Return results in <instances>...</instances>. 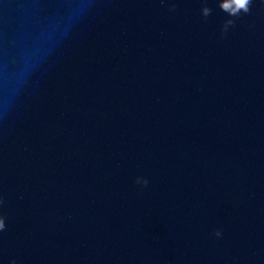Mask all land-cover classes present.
<instances>
[{
  "label": "water",
  "instance_id": "water-1",
  "mask_svg": "<svg viewBox=\"0 0 264 264\" xmlns=\"http://www.w3.org/2000/svg\"><path fill=\"white\" fill-rule=\"evenodd\" d=\"M226 2L0 0V264H264V0Z\"/></svg>",
  "mask_w": 264,
  "mask_h": 264
},
{
  "label": "clouds",
  "instance_id": "clouds-1",
  "mask_svg": "<svg viewBox=\"0 0 264 264\" xmlns=\"http://www.w3.org/2000/svg\"><path fill=\"white\" fill-rule=\"evenodd\" d=\"M251 3H252V0H235V3H234L235 7L232 10V14L237 15V14L241 13V10L243 13H248L250 10L248 5ZM203 11H204V14L207 15L209 10L207 8H205ZM231 23H233V21L229 20L228 24H231ZM136 183L146 186L148 184V181L145 178L137 177ZM2 203H3V200L0 199V204H2ZM5 226H6L5 225V218L3 215H0V232L4 231ZM214 234L217 237H220L222 235L221 231L218 229L215 231ZM12 264H15V262L13 261Z\"/></svg>",
  "mask_w": 264,
  "mask_h": 264
},
{
  "label": "snow or ice",
  "instance_id": "snow-or-ice-1",
  "mask_svg": "<svg viewBox=\"0 0 264 264\" xmlns=\"http://www.w3.org/2000/svg\"><path fill=\"white\" fill-rule=\"evenodd\" d=\"M234 3H235V0H228V2H226V3L223 4V7H224L225 9H228V8H230Z\"/></svg>",
  "mask_w": 264,
  "mask_h": 264
}]
</instances>
